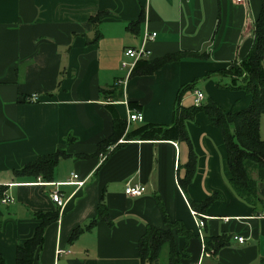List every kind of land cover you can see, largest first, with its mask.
Listing matches in <instances>:
<instances>
[{
	"label": "crops",
	"instance_id": "obj_1",
	"mask_svg": "<svg viewBox=\"0 0 264 264\" xmlns=\"http://www.w3.org/2000/svg\"><path fill=\"white\" fill-rule=\"evenodd\" d=\"M263 10L264 0H0V255L5 263L16 264L17 248L34 236L40 225L35 214L57 211L59 219L46 229L34 264H141L139 242L149 227L171 232L176 264L264 261V182H258L255 206L235 195L222 131L205 113L187 123L197 166L186 193L179 182L190 159L184 143L122 137L98 153L99 144L114 134L115 117L126 122V132L146 124L172 125L180 89L194 82L181 106H195L193 93L199 90L226 112L249 107L251 95L219 88L218 82L231 79L217 74L249 55ZM143 12L141 26L127 29ZM97 16L100 20L91 22ZM146 28L157 36L143 60L187 58L152 75L131 76L122 67L132 62L125 53L139 48ZM129 113H140L143 120L128 124ZM58 148L70 156L58 163L53 182L15 176ZM74 175L85 182L81 188L64 185L76 182ZM128 182L146 191L129 197ZM57 191L63 208L51 199ZM213 195L220 198L204 213L190 205ZM6 196L14 202L4 204ZM101 202L112 224L99 221L71 241L75 229H87L98 216ZM220 237L227 244L217 248ZM161 264H169V246L161 251Z\"/></svg>",
	"mask_w": 264,
	"mask_h": 264
},
{
	"label": "trees",
	"instance_id": "obj_2",
	"mask_svg": "<svg viewBox=\"0 0 264 264\" xmlns=\"http://www.w3.org/2000/svg\"><path fill=\"white\" fill-rule=\"evenodd\" d=\"M101 16L91 18L95 23ZM144 21V12L135 22L128 24L127 29L140 27ZM94 25V24H93ZM192 56L188 58H196ZM187 57L180 54L168 55L153 61L140 60L133 69L131 76L152 75L163 66ZM220 77H228L231 83L218 82L219 88L231 90H243L251 95L252 100L244 110L226 112L212 99H207L199 107L181 106V99L185 94L192 91L194 83L182 87L173 113V123L170 126L142 125L137 129L126 132V122L114 119V134L102 141L98 147V153L108 147L116 145L123 137L128 140L146 141H173L184 143L189 149V163L186 165V176L180 180V187L186 193L188 185L192 182L196 173L197 156L193 148L187 123L194 119L197 113L203 112L210 124L222 131L228 154V164L232 178L229 186L235 195L242 201L255 206L260 202L258 196V182H264V140L261 138V118L264 116V10L254 24V41L249 55L241 62L232 64L228 69L217 74ZM209 74L207 78L211 77ZM133 108V104H130ZM70 155L66 150L58 148L56 152L46 156H40L32 163L15 172L17 178H35L43 182H53L54 170L62 159ZM220 197L213 195L207 201L195 204L190 201L191 207L204 213L206 209ZM60 208V207H59ZM106 206L100 203L98 216L92 220L87 229L77 228L73 231L71 241H74L84 231L90 230L99 221H105L111 225L107 218ZM35 217L40 220L34 236L19 246L16 251V264H34L40 249L45 241L46 229L59 219V212L36 213ZM169 226H174L168 219ZM182 233L183 230H182ZM217 248L227 244V238L220 237L216 241ZM169 246V264H176L178 254L175 250V238L170 231H159L149 227L139 242V258L141 264H161V251ZM0 264H6L0 255ZM260 264H264L261 261Z\"/></svg>",
	"mask_w": 264,
	"mask_h": 264
},
{
	"label": "built area",
	"instance_id": "obj_3",
	"mask_svg": "<svg viewBox=\"0 0 264 264\" xmlns=\"http://www.w3.org/2000/svg\"><path fill=\"white\" fill-rule=\"evenodd\" d=\"M235 3L237 4H243L246 3L247 0H234ZM157 34L155 32H150L148 30V28H146L141 45L139 46V48H131L128 49L125 53V56L132 59L131 63L128 62H123L122 63V67L127 69L129 71V73L131 71H133V69L135 68L136 64L140 61L143 60L145 57L148 56L149 51H148V44L152 41H154V39L156 38ZM194 96V105L196 107L201 106V104H203L205 97L204 94L197 90L193 93ZM36 97L33 98V100L36 101ZM143 117L142 114L140 113H129L128 114V119L127 122L128 124H130L131 122H137V121H142ZM73 179L76 180V182H70V183H64L65 184H73V185H77L79 188H81L84 185V181H79L78 180V175H74ZM61 185V184H59ZM146 191V188L144 186H132L129 182L126 184V188H125V194L129 197H138L141 196L144 192ZM51 199L53 200V202L55 204H57L60 208H63L65 206V202L62 198V195L60 192H54L51 195ZM2 202L4 204H9V203H13L14 202V198L11 196H6L5 198L2 199ZM204 227V222L203 220L199 221V228H203ZM236 241H238L240 244H244L245 243V239L241 236H237L234 238ZM62 251H59V253H61Z\"/></svg>",
	"mask_w": 264,
	"mask_h": 264
},
{
	"label": "rangeland",
	"instance_id": "obj_4",
	"mask_svg": "<svg viewBox=\"0 0 264 264\" xmlns=\"http://www.w3.org/2000/svg\"><path fill=\"white\" fill-rule=\"evenodd\" d=\"M260 129H261V127H260Z\"/></svg>",
	"mask_w": 264,
	"mask_h": 264
}]
</instances>
